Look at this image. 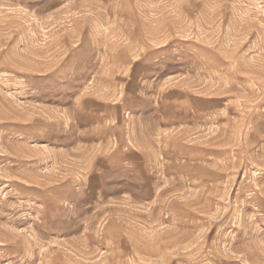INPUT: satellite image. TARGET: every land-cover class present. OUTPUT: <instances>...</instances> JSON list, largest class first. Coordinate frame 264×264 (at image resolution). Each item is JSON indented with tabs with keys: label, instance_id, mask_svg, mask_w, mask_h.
<instances>
[{
	"label": "rangeland",
	"instance_id": "374dc122",
	"mask_svg": "<svg viewBox=\"0 0 264 264\" xmlns=\"http://www.w3.org/2000/svg\"><path fill=\"white\" fill-rule=\"evenodd\" d=\"M0 264H264V0H0Z\"/></svg>",
	"mask_w": 264,
	"mask_h": 264
},
{
	"label": "bare ground",
	"instance_id": "6f19581e",
	"mask_svg": "<svg viewBox=\"0 0 264 264\" xmlns=\"http://www.w3.org/2000/svg\"><path fill=\"white\" fill-rule=\"evenodd\" d=\"M186 163V162H185ZM175 164V163H174ZM244 260V259H243Z\"/></svg>",
	"mask_w": 264,
	"mask_h": 264
}]
</instances>
